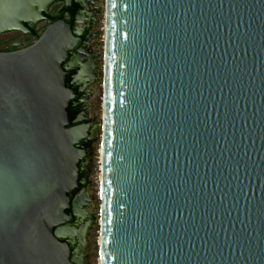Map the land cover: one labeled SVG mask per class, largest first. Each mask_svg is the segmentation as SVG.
<instances>
[{
  "label": "water",
  "instance_id": "water-1",
  "mask_svg": "<svg viewBox=\"0 0 264 264\" xmlns=\"http://www.w3.org/2000/svg\"><path fill=\"white\" fill-rule=\"evenodd\" d=\"M104 40L100 264H264V0H105ZM81 46L60 20L0 50V264H82Z\"/></svg>",
  "mask_w": 264,
  "mask_h": 264
},
{
  "label": "flooded vegetation",
  "instance_id": "flooded-vegetation-1",
  "mask_svg": "<svg viewBox=\"0 0 264 264\" xmlns=\"http://www.w3.org/2000/svg\"><path fill=\"white\" fill-rule=\"evenodd\" d=\"M37 2L29 7L30 11L27 10L28 8L23 11L18 25L6 32H0V50L26 48L34 43L49 25L64 20L71 26L72 32L82 40V46L70 54L68 62L64 65V71L67 74L66 86L78 96L69 109L70 122L72 126L93 124L94 122L85 116L89 111L85 99L89 93L87 88L94 81L95 61L85 49L88 48L89 40L93 37L94 16L99 13V8L93 0H71L70 5H67L66 0H38ZM92 144L90 133L89 140L80 146L81 150L87 152L88 158L80 166V186L75 193L76 197H81L82 191L89 185ZM84 224L87 225L86 218L79 224L78 229H81ZM64 242H70V240L67 239ZM70 244L72 253L77 250L78 253L80 252L81 241L76 240L74 244L71 242ZM78 258L83 264L80 253Z\"/></svg>",
  "mask_w": 264,
  "mask_h": 264
},
{
  "label": "rangeland",
  "instance_id": "rangeland-1",
  "mask_svg": "<svg viewBox=\"0 0 264 264\" xmlns=\"http://www.w3.org/2000/svg\"><path fill=\"white\" fill-rule=\"evenodd\" d=\"M99 8L94 16L95 24L93 37L89 40L87 54L95 61L94 81L88 86L89 92L85 104L89 106L86 118L94 122L91 132L93 140L89 185L82 191L77 200L78 214L86 216L88 226L81 229L85 234L80 238V256L83 264H100V221H101V153H102V125L104 105V55H105V0H93ZM82 26V25H81ZM83 203V206H82ZM82 208V210H81ZM81 211V212H80ZM85 212V213H84Z\"/></svg>",
  "mask_w": 264,
  "mask_h": 264
},
{
  "label": "bare ground",
  "instance_id": "bare-ground-1",
  "mask_svg": "<svg viewBox=\"0 0 264 264\" xmlns=\"http://www.w3.org/2000/svg\"><path fill=\"white\" fill-rule=\"evenodd\" d=\"M76 205H77V201H76ZM85 234V230L82 231L81 237Z\"/></svg>",
  "mask_w": 264,
  "mask_h": 264
}]
</instances>
